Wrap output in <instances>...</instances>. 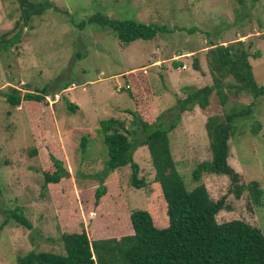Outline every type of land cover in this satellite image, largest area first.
<instances>
[{"label": "rangeland", "instance_id": "obj_1", "mask_svg": "<svg viewBox=\"0 0 264 264\" xmlns=\"http://www.w3.org/2000/svg\"><path fill=\"white\" fill-rule=\"evenodd\" d=\"M52 1L68 14L48 10L35 17L28 26L32 29L24 28L21 42L0 52V228L15 210L32 225L28 229L11 220L0 229V264H18V257L31 251L64 254L62 235L67 232L85 230L91 240L131 233L129 214L145 209L150 196L148 189L131 185L130 166L101 180L107 151L100 122L115 118L131 129L134 117L129 111L139 113V102L151 94L162 122L180 118L170 142L186 187L192 190L204 184L215 201L226 198L231 210L218 214L219 223L240 220L264 233V205H253L248 191L237 199L226 176L204 174L200 182L192 178L198 164L212 159L206 131L209 117H224L232 107L252 105L253 118L241 121L230 140L229 163L242 183L258 181L264 188V97L255 100L249 94L230 91V102L223 107L214 94L206 110L195 107L181 115L176 106L187 97L188 87L213 83L207 62L211 45L251 44V53H260V58H250L254 78L264 85V0ZM100 14L165 26L168 32L152 41L123 45L107 28L76 26ZM20 16L15 0H0V39L6 33L15 35ZM190 29L195 33L190 34ZM178 64L181 67L176 68ZM225 83L235 81L228 77ZM67 85L70 88L64 90ZM128 88L133 89L134 98ZM43 89L50 94L46 98L49 106L39 114L34 128L24 102L13 107L6 94L15 90L23 97ZM66 99L77 106L74 114L68 111ZM256 121L262 128L252 134ZM85 138L87 150L83 152ZM52 141L60 145L62 154L58 156L65 160L69 177L45 188L43 169L55 150ZM134 156L140 177L151 183L155 170L149 149L141 147ZM103 185L107 194L98 209L94 194Z\"/></svg>", "mask_w": 264, "mask_h": 264}, {"label": "trees", "instance_id": "obj_2", "mask_svg": "<svg viewBox=\"0 0 264 264\" xmlns=\"http://www.w3.org/2000/svg\"><path fill=\"white\" fill-rule=\"evenodd\" d=\"M15 1L21 10V21L16 23L14 36L9 37V33H6L0 39V52L16 47L21 42L24 28L32 29L28 26L35 17L43 16L48 10L68 14V10L62 9L61 5L52 0ZM71 23L76 24L73 20ZM89 24L112 31L123 45H130L138 40L152 41L160 33L168 32L165 26L111 19L101 14L76 26L83 29ZM187 31L195 33V29ZM251 49L252 45L245 44L244 41L211 45L207 62L213 83L200 88L188 87L187 97L176 103L177 115L192 111L195 107L206 110L214 94L223 107L230 102V91L249 94L255 100L264 97V85L257 84L250 64V58L258 59L260 53L253 54ZM179 67L181 64L176 66ZM194 69L199 70L197 63L194 64ZM228 77H232L235 84H226ZM127 81L126 84H131L130 80ZM132 83L137 89L134 80ZM69 88L67 85L64 90ZM130 89L127 91L134 98V91ZM39 92L40 94L27 93L23 97L15 90L6 94L8 103L13 107L24 102L34 128L39 123V114L49 106L46 98L50 94L46 89ZM146 99L139 102V113L129 111L134 117L131 129H126L124 123L115 118L100 122V133L107 151L104 171L99 174L101 180L110 173L130 166L131 185L137 190L148 189L147 195L150 196L145 209L133 210L129 214L131 233L121 238L91 240L85 230L67 232L62 235L64 254L31 251L19 256L18 264H264V233L259 228L240 220L219 223L218 214L222 210H231L226 198L215 201L204 184L192 190L186 187L183 176L177 169L170 142V133L178 127L180 118L169 123L162 122V114L156 116L158 107L153 95ZM66 105L69 112H76L77 106L68 99ZM32 109L35 111H31ZM151 115L155 118L151 119L152 123L148 121ZM252 118V105L232 107L224 117H209L206 131L212 159L198 164L192 171V178L195 182H200L204 174L226 176L231 181V192L237 199L248 191L252 204L262 207L264 188L258 181L242 183L241 175L229 163L231 138L236 135L241 121ZM261 128L260 122H253L252 134H257ZM52 142L55 150L50 152L49 164L43 169L45 188L59 185L69 177L65 160L58 156L62 154L60 145L57 141ZM141 147H147L150 152L155 170L151 183L140 177V166L135 161L134 155ZM81 148L86 152V138L83 139ZM33 153L35 156L36 151ZM106 194L105 185L96 189L94 198L98 209ZM11 220L28 229L32 228L24 214L15 210L8 214L0 229Z\"/></svg>", "mask_w": 264, "mask_h": 264}]
</instances>
